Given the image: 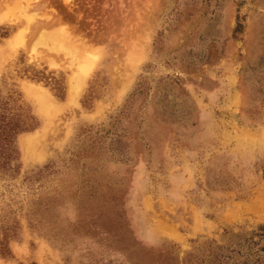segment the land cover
Returning <instances> with one entry per match:
<instances>
[{"label": "rangeland", "instance_id": "rangeland-1", "mask_svg": "<svg viewBox=\"0 0 264 264\" xmlns=\"http://www.w3.org/2000/svg\"><path fill=\"white\" fill-rule=\"evenodd\" d=\"M67 1L0 0V264H156L263 223L264 0ZM31 83L58 102L40 159Z\"/></svg>", "mask_w": 264, "mask_h": 264}, {"label": "trees", "instance_id": "trees-1", "mask_svg": "<svg viewBox=\"0 0 264 264\" xmlns=\"http://www.w3.org/2000/svg\"><path fill=\"white\" fill-rule=\"evenodd\" d=\"M9 129H14L10 124ZM14 127V128H13ZM3 127L0 126V129ZM30 129H24L28 131ZM6 245L0 248L1 255H7ZM147 256V254H145ZM140 261L145 263L146 257ZM172 251L158 255L156 264H264V222L257 224L249 232H238L232 239L220 244L208 243L206 247L185 253L181 258H174Z\"/></svg>", "mask_w": 264, "mask_h": 264}, {"label": "bare ground", "instance_id": "bare-ground-1", "mask_svg": "<svg viewBox=\"0 0 264 264\" xmlns=\"http://www.w3.org/2000/svg\"><path fill=\"white\" fill-rule=\"evenodd\" d=\"M74 1L75 0H68V8H73L74 6ZM20 39V34L19 32H15L13 35L9 36L7 38V46L8 47H14L16 42ZM70 38L67 37L66 34L61 33L53 36V47L54 49L58 50H64L66 49L67 46L71 45V42L69 41ZM55 49V50H56ZM88 52H81L80 58H79V66L81 72L86 74L90 69L91 66L94 62V55L92 54H87ZM135 51L131 52L130 55V60L132 61L131 64L135 60ZM133 65V64H132ZM131 65V66H132ZM78 76V75H77ZM78 80V79H77ZM78 86L74 85L73 82L70 83V90H69V102H73L75 99V95L77 93ZM27 94L31 95L34 97L36 104H37V109L38 112L41 114V116L44 118L45 124L35 130L34 132L24 134L20 137L24 153H25V158L28 159L30 157L33 158H38L40 159V153L39 147L41 145V142L46 138L47 135V128L49 127L50 124H52V118H53V111L57 110L58 108V102L57 100L47 91L45 90L42 86L37 85V84H29L27 87ZM244 133V132H243ZM259 203H264V193L262 194V197L259 198ZM260 209V208H259ZM262 212V211H261Z\"/></svg>", "mask_w": 264, "mask_h": 264}, {"label": "crops", "instance_id": "crops-1", "mask_svg": "<svg viewBox=\"0 0 264 264\" xmlns=\"http://www.w3.org/2000/svg\"><path fill=\"white\" fill-rule=\"evenodd\" d=\"M1 44H3V43H1Z\"/></svg>", "mask_w": 264, "mask_h": 264}]
</instances>
